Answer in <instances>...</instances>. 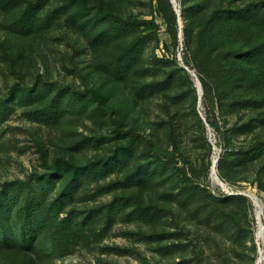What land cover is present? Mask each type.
Returning <instances> with one entry per match:
<instances>
[{
  "label": "trees",
  "instance_id": "1",
  "mask_svg": "<svg viewBox=\"0 0 264 264\" xmlns=\"http://www.w3.org/2000/svg\"><path fill=\"white\" fill-rule=\"evenodd\" d=\"M178 1L180 12L173 0H150L170 36L162 46L161 23L155 15H124L106 5V0L99 5L92 0L3 2L15 9L11 28L20 37L50 34L63 23L81 31L99 70L112 83L131 89V103L156 94L168 95L174 89L176 96L188 101L197 124L205 131V121L197 110L202 99L206 123L218 133L222 145L219 176L236 184L250 180L255 167L253 182L264 191V0ZM191 70L201 82V97ZM107 100L101 89L63 85L42 75L31 84H13L0 97V125L20 104L32 108L29 113L34 120L49 125H59L68 117L104 123L110 119L119 138L109 155L84 163L58 156L47 171L2 182L0 252L38 251L47 238L54 250L68 254L79 245L90 247L104 240L118 222L156 224L167 216L176 221L180 212L238 243L253 239L251 199L241 193H215L205 182L212 166V144L207 136L203 135L207 162L191 164L174 129L172 148L164 147L136 127L126 126V111L121 106L109 107ZM242 113L243 120L227 126L230 116ZM250 133L254 136L247 144H233L234 138ZM103 139L101 135L83 136L73 148L97 146ZM150 188H164L163 198L174 207L145 202L140 194L129 193ZM106 194L112 197L87 209L77 207L79 201H96ZM126 232L160 242L165 236L178 238L184 230ZM177 240L159 249L167 253L189 249V242ZM102 249L130 252L120 245ZM173 264H190V259Z\"/></svg>",
  "mask_w": 264,
  "mask_h": 264
},
{
  "label": "rangeland",
  "instance_id": "2",
  "mask_svg": "<svg viewBox=\"0 0 264 264\" xmlns=\"http://www.w3.org/2000/svg\"><path fill=\"white\" fill-rule=\"evenodd\" d=\"M3 1L0 0V97L7 94L13 84L17 82L31 84L38 75L80 89L86 86L101 89L107 93L109 107L121 106L120 108L126 111L124 114L126 126L136 127L142 134L164 147L169 146L170 149L171 132L174 129L181 139L188 162L197 166L208 160L203 138L205 135L212 144L210 156L212 165L215 158L218 164L222 145L218 133L206 123V109L202 99L197 105V110L205 121V131L197 124V116L192 113L188 101L176 96L174 89L170 90L168 95L156 94L131 103V89L112 83L107 74L99 70L81 31L63 23L50 34L20 37L11 28L15 9L12 4L6 5ZM101 1L92 0V3L99 5ZM108 4L124 15L140 18L155 15L157 21L161 23V46L163 42L170 41L166 24L163 18L153 11L150 0H106V5ZM174 5L180 12L178 0L174 1ZM180 24L183 25L181 15ZM157 51L162 55V48ZM178 57L182 63L181 52L178 53ZM191 73L198 81L196 73L193 70ZM30 109H32L30 106L17 104L6 121L0 125V185L5 180L26 177L31 172L47 171L58 156L84 163L93 158L109 155L119 141L110 119L104 123L68 117L59 125H49L34 120L29 113ZM242 118L244 119L243 113L232 115L226 124L230 126L236 121L243 120ZM94 135L104 136L99 145L84 149L73 148L74 143L83 136ZM253 136V133L241 135L233 139V144L235 146L247 144ZM255 169L253 167L250 171V180H240L236 184H230L218 174L224 183L220 184L219 180L214 178L211 166L209 178L205 181L215 193L241 190L251 199L254 237L245 244L221 235L209 226L191 220L186 213L180 212L176 221L167 216L156 224L118 222L104 240L93 243L90 247L79 245L68 254L54 250L51 241L44 238L38 251L20 249L1 251L0 264H173L183 258L190 259V264H255L260 251L263 252L261 264H264V234L263 237L259 235L260 226H264V191L253 182ZM62 183L63 180H60L59 187ZM163 189L150 188L142 192L131 189L129 193L140 194L145 202L174 207L163 198ZM111 197L112 194H106L96 201H79L77 207L87 209ZM136 229L148 233L176 230L184 232L178 238L165 236L160 242H150L126 232ZM177 239L189 242V249L183 253H167L159 249V246L178 241ZM105 245L125 246L130 252L127 254L104 252L102 247Z\"/></svg>",
  "mask_w": 264,
  "mask_h": 264
},
{
  "label": "bare ground",
  "instance_id": "3",
  "mask_svg": "<svg viewBox=\"0 0 264 264\" xmlns=\"http://www.w3.org/2000/svg\"><path fill=\"white\" fill-rule=\"evenodd\" d=\"M212 173H213V176H214V178L215 179H217V180H219V182H220V184L222 183V184H224L223 183V181L219 178V176H218V173H217V160H216V158L214 159V162H213V165H212V171H211ZM218 182V181H217ZM254 198H256L255 197V195H252ZM263 225V224H262ZM259 230V229H258ZM264 232V226H260V231H259V235L261 236V237H263V233ZM263 252L262 251H260V256L258 257V259H257V261H256V263L255 264H261V262H262V259H263V254H262Z\"/></svg>",
  "mask_w": 264,
  "mask_h": 264
},
{
  "label": "built area",
  "instance_id": "4",
  "mask_svg": "<svg viewBox=\"0 0 264 264\" xmlns=\"http://www.w3.org/2000/svg\"><path fill=\"white\" fill-rule=\"evenodd\" d=\"M226 193H236V194H245L247 195V193H245L244 191H241V190H228Z\"/></svg>",
  "mask_w": 264,
  "mask_h": 264
},
{
  "label": "water",
  "instance_id": "5",
  "mask_svg": "<svg viewBox=\"0 0 264 264\" xmlns=\"http://www.w3.org/2000/svg\"><path fill=\"white\" fill-rule=\"evenodd\" d=\"M175 0H173L174 2ZM177 9V8H176ZM179 21H180V18H179ZM197 85H198V88H199V92H200V97L202 96V87H201V82L200 80L197 81Z\"/></svg>",
  "mask_w": 264,
  "mask_h": 264
}]
</instances>
